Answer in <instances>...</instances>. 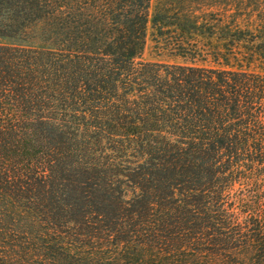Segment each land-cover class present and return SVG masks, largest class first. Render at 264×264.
<instances>
[{
  "label": "trees",
  "instance_id": "obj_1",
  "mask_svg": "<svg viewBox=\"0 0 264 264\" xmlns=\"http://www.w3.org/2000/svg\"><path fill=\"white\" fill-rule=\"evenodd\" d=\"M197 1L0 0V264H264V0Z\"/></svg>",
  "mask_w": 264,
  "mask_h": 264
},
{
  "label": "rangeland",
  "instance_id": "obj_2",
  "mask_svg": "<svg viewBox=\"0 0 264 264\" xmlns=\"http://www.w3.org/2000/svg\"><path fill=\"white\" fill-rule=\"evenodd\" d=\"M221 0H210L208 2H210L212 6H206L208 5L204 3V4H200V0H198L197 2L199 4H195V9H197V15H199L200 13H205L202 14L205 16H208V18L210 19H215L217 16V14L215 15V13H209L210 15H208L207 12H215V11H220L222 12V8L223 7H228L230 9H232L233 11H237V13H244L246 10H253V15L254 17L257 16V11L260 9H263L262 6V2L263 0H227L226 4H224L223 2H220ZM157 0H151V9L156 5ZM241 9V10H239ZM252 20H254L252 18ZM255 25V24H254ZM259 25V24H258ZM263 27V32L259 33V32H255L254 35L257 36L256 39H261L263 38L264 40V25L260 26ZM260 36V38H259ZM187 41L191 42V43H197V46L199 47V49H204V47L207 46V40L205 39L204 36H186ZM170 40V41H168ZM175 42V37L172 35H166L164 37H161L159 35L156 34L155 31H153L151 29V27H148V32H147V40H146V44L144 47V51L142 53V55L137 59V62H144V63H168V64H184L185 60L181 57H177L174 56V51L170 50L169 48L166 49V47L168 46V43H174ZM167 45V46H166ZM202 58H197V60L195 61L196 64L198 65H206V66H210L212 65L211 62V58H207V60H205L206 62H202L201 60ZM210 61V62H209ZM189 64V63H187ZM253 70L257 71V72H261L264 73V59H257L254 62V66H253Z\"/></svg>",
  "mask_w": 264,
  "mask_h": 264
}]
</instances>
